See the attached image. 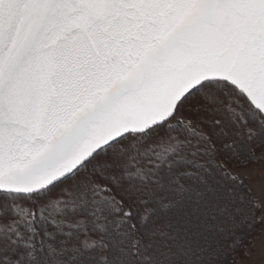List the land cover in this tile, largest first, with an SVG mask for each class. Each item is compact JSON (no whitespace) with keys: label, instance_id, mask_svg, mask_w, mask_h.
Instances as JSON below:
<instances>
[{"label":"water","instance_id":"1","mask_svg":"<svg viewBox=\"0 0 264 264\" xmlns=\"http://www.w3.org/2000/svg\"><path fill=\"white\" fill-rule=\"evenodd\" d=\"M211 81L264 115V0H0V193L50 188Z\"/></svg>","mask_w":264,"mask_h":264},{"label":"trees","instance_id":"2","mask_svg":"<svg viewBox=\"0 0 264 264\" xmlns=\"http://www.w3.org/2000/svg\"><path fill=\"white\" fill-rule=\"evenodd\" d=\"M223 116L240 123L246 146L240 154L216 132ZM261 120L235 86L206 82L182 100L172 119L103 148L65 180L36 194L0 193V256L6 259L0 264H238L263 220L247 182L229 167L259 163ZM210 169L217 187L233 195L227 201L239 217L229 215L231 208L221 210L222 226L211 241L215 260L205 262L204 253L192 254L198 227H189L188 211L176 202L190 199L193 179Z\"/></svg>","mask_w":264,"mask_h":264},{"label":"rangeland","instance_id":"3","mask_svg":"<svg viewBox=\"0 0 264 264\" xmlns=\"http://www.w3.org/2000/svg\"><path fill=\"white\" fill-rule=\"evenodd\" d=\"M188 105L186 109H188ZM212 110L213 108L211 106L210 107L208 106V111L210 112ZM250 113L252 114V111H250ZM180 116L182 115L180 114ZM222 118H223L222 121H224V126L218 125L216 128V132L222 135L221 136L222 142L226 143V145H228L227 147L231 148V146L234 144L232 148H234L235 150L232 149L231 150L232 152H235V154L236 153L240 154L239 152L243 151L244 148H246V146L244 144L245 135L243 136V133L240 129L241 126H240L239 121L234 120L230 117L228 118V120L225 119L224 116ZM260 118L261 117H257L258 120H260ZM259 127L262 128L259 130V133L262 134L261 137L264 138V121L262 120L260 121ZM222 147L224 148V144H222ZM227 153L230 154L231 152L230 153L227 152ZM93 163L95 164V162ZM229 170L232 175L240 179H243L247 182L251 193L253 194V196L258 201L261 207L262 220H263L262 229H261V233L259 237L256 240H254V243L248 249L247 256L244 259L239 260L238 264H264V150H262L260 161L258 164L251 166V167L244 168V169H237L235 167H229ZM216 177L218 178L217 172L216 170H213V169H210V172L208 174L204 175L201 173L200 175H198L196 178L193 179L194 181H196V187H194L195 193L193 192L194 194L191 195V198L186 199V200H181V201H179V198H178L176 202L179 208L181 205L184 210L188 211L189 217H186V219H188L189 225H191V226L189 225L188 226L191 227L192 229H195V227H198L199 237L196 243L197 242L199 243V247L198 249L196 248V253L192 252V254H196V257L198 256V258H200L201 257L200 253H204L205 262L209 261L207 260L208 256H209L208 259L209 258L210 260L214 259L213 256L215 255V252H214V255H212V252L213 250H215L216 246H214L213 242L211 241H212V234L217 235V233L215 232V228L217 224L219 223L220 226H222L221 222L223 219L222 217L223 215L221 214V210L225 211L227 210V208L228 209L231 208V211L233 213L230 212L229 215L232 216L233 214L234 218L239 217L237 210L233 211L234 206L229 204V200L227 201V199H230L229 196H231L232 194L230 193L229 195V193L227 194V192L225 193L223 191L222 187L221 188L217 187L218 184L216 183H218L217 180L219 179H217ZM215 179H216V183H214ZM210 182H212V184L208 185ZM227 186L230 187L229 185ZM218 202L220 203L218 204ZM241 204H242L241 201H239L238 206L242 210L243 205ZM173 213L176 215L175 212H172L171 215H173ZM190 237L191 236L188 235L187 238L189 239ZM4 259L5 258L0 256V263H3V261L5 262L6 259L5 260Z\"/></svg>","mask_w":264,"mask_h":264},{"label":"bare ground","instance_id":"4","mask_svg":"<svg viewBox=\"0 0 264 264\" xmlns=\"http://www.w3.org/2000/svg\"><path fill=\"white\" fill-rule=\"evenodd\" d=\"M64 180V179H63Z\"/></svg>","mask_w":264,"mask_h":264}]
</instances>
